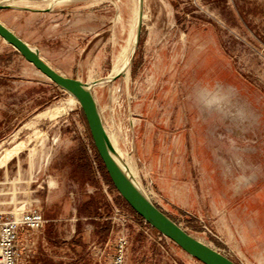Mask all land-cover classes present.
Wrapping results in <instances>:
<instances>
[{"label": "rangeland", "instance_id": "obj_1", "mask_svg": "<svg viewBox=\"0 0 264 264\" xmlns=\"http://www.w3.org/2000/svg\"><path fill=\"white\" fill-rule=\"evenodd\" d=\"M29 2L0 20L59 72L97 81L104 125L150 199L238 264H264V0H144L115 80L137 0ZM36 208L46 222L20 230L19 264H116L121 248L123 264H204L132 208L76 96L0 35V213Z\"/></svg>", "mask_w": 264, "mask_h": 264}, {"label": "water", "instance_id": "obj_2", "mask_svg": "<svg viewBox=\"0 0 264 264\" xmlns=\"http://www.w3.org/2000/svg\"><path fill=\"white\" fill-rule=\"evenodd\" d=\"M9 6H11L9 3H0V8ZM139 6V20L134 49L141 37L144 19V0H140ZM0 35L46 76L76 96L88 121L94 144L113 184L139 215L165 236L177 243L187 253L202 261L204 264H238L225 253L184 229L171 216L158 207L150 197L134 183L132 178L128 176L114 156V145L104 125L102 114L91 89L92 84H95L97 81L89 83L59 72L43 58L38 48L30 45L29 42L24 40L1 20ZM125 74L124 71H121L113 77L108 76L106 80H115Z\"/></svg>", "mask_w": 264, "mask_h": 264}, {"label": "built area", "instance_id": "obj_3", "mask_svg": "<svg viewBox=\"0 0 264 264\" xmlns=\"http://www.w3.org/2000/svg\"><path fill=\"white\" fill-rule=\"evenodd\" d=\"M46 218L41 209L20 213H0V264H19L20 230H38ZM116 264H123V249L117 254Z\"/></svg>", "mask_w": 264, "mask_h": 264}, {"label": "bare ground", "instance_id": "obj_4", "mask_svg": "<svg viewBox=\"0 0 264 264\" xmlns=\"http://www.w3.org/2000/svg\"><path fill=\"white\" fill-rule=\"evenodd\" d=\"M8 3H11V4H30L29 0H8ZM37 3H38V1H37ZM139 5H140V0H137L136 17H135V21H134L131 37L127 41L126 45L123 47L121 53L118 55L116 62L113 64L111 73L109 74L110 77H113L117 73H119L121 71H124L126 73L125 77L128 78V64H129L131 55H132V53L134 51V45H135L136 36H137V27H138V20H139V7H140ZM109 136H110V139H111V141H112V143L114 145V148H115L114 156L116 157L117 161L120 163V165L126 171L128 176H130L132 178L134 183L148 195V193L146 192L144 187L140 184V181L135 177L134 173L136 171L134 172L132 167L124 160L120 149L118 148V146L116 145L115 140L113 139L114 137H111L110 134H109ZM13 151H14V148L9 150L8 153L5 152L6 154H4V158L9 157L12 154ZM130 161H131V159H130ZM137 174H138V172H137Z\"/></svg>", "mask_w": 264, "mask_h": 264}]
</instances>
